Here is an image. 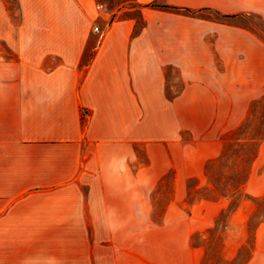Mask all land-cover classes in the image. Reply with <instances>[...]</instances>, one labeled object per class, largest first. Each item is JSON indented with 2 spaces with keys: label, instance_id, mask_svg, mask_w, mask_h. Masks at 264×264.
Returning <instances> with one entry per match:
<instances>
[{
  "label": "crops",
  "instance_id": "1",
  "mask_svg": "<svg viewBox=\"0 0 264 264\" xmlns=\"http://www.w3.org/2000/svg\"><path fill=\"white\" fill-rule=\"evenodd\" d=\"M156 1L264 19V0H135L137 29L98 0H17L16 12L0 0V264H197L190 231L169 214L142 220L138 190L120 184L142 115L173 113L167 68L188 82L206 38L220 47L232 28L143 7Z\"/></svg>",
  "mask_w": 264,
  "mask_h": 264
},
{
  "label": "rangeland",
  "instance_id": "2",
  "mask_svg": "<svg viewBox=\"0 0 264 264\" xmlns=\"http://www.w3.org/2000/svg\"><path fill=\"white\" fill-rule=\"evenodd\" d=\"M98 2L142 27L135 0ZM4 3L18 11L17 0ZM201 17L232 33H222L220 47L206 38L212 47L205 65L189 66L188 82L167 68L165 101L173 113L142 115L141 143L120 185L139 191L134 202L142 205V220L160 224L169 214L178 232L190 231V250L202 253L197 264H264V246L256 248L264 234V19L213 11Z\"/></svg>",
  "mask_w": 264,
  "mask_h": 264
},
{
  "label": "trees",
  "instance_id": "3",
  "mask_svg": "<svg viewBox=\"0 0 264 264\" xmlns=\"http://www.w3.org/2000/svg\"><path fill=\"white\" fill-rule=\"evenodd\" d=\"M138 7H142L140 5H137ZM143 7H152V8H158V9H162V10H166V11H170V12H176V13H183L185 15L188 16H202L207 12H210V10H198V11H192V10H188V9H181V8H177V7H171V6H166V5H162L159 2H153L151 4H148L146 6ZM222 16V15H221ZM225 19H231L234 18L233 16H222Z\"/></svg>",
  "mask_w": 264,
  "mask_h": 264
},
{
  "label": "built area",
  "instance_id": "4",
  "mask_svg": "<svg viewBox=\"0 0 264 264\" xmlns=\"http://www.w3.org/2000/svg\"><path fill=\"white\" fill-rule=\"evenodd\" d=\"M95 31H99V28L98 27H95Z\"/></svg>",
  "mask_w": 264,
  "mask_h": 264
}]
</instances>
